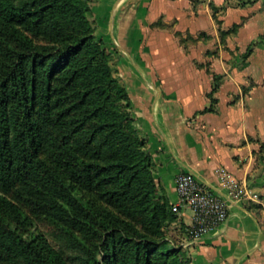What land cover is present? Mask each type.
Segmentation results:
<instances>
[{"label":"trees","instance_id":"trees-1","mask_svg":"<svg viewBox=\"0 0 264 264\" xmlns=\"http://www.w3.org/2000/svg\"><path fill=\"white\" fill-rule=\"evenodd\" d=\"M92 3L0 0V264H192Z\"/></svg>","mask_w":264,"mask_h":264},{"label":"crops","instance_id":"crops-1","mask_svg":"<svg viewBox=\"0 0 264 264\" xmlns=\"http://www.w3.org/2000/svg\"><path fill=\"white\" fill-rule=\"evenodd\" d=\"M93 17L170 203L181 172L228 203L227 221L201 237L190 209L171 224L192 264H264L252 210L264 194V0H93Z\"/></svg>","mask_w":264,"mask_h":264},{"label":"built area","instance_id":"built-area-1","mask_svg":"<svg viewBox=\"0 0 264 264\" xmlns=\"http://www.w3.org/2000/svg\"><path fill=\"white\" fill-rule=\"evenodd\" d=\"M248 4L252 0H237ZM179 202L173 205L175 212L190 209L193 213L192 230L201 237L224 224L229 217L227 201L215 190L188 172H181L176 179Z\"/></svg>","mask_w":264,"mask_h":264},{"label":"rangeland","instance_id":"rangeland-1","mask_svg":"<svg viewBox=\"0 0 264 264\" xmlns=\"http://www.w3.org/2000/svg\"><path fill=\"white\" fill-rule=\"evenodd\" d=\"M93 4V3H92ZM93 6V5H92ZM95 20V19H94ZM96 23V21H95ZM96 28H97V24H96ZM108 47V46H107ZM109 48V47H108ZM110 49V48H109ZM111 50V49H110ZM112 51V50H111ZM113 52V51H112ZM115 55V53H113ZM116 61L117 58L115 57ZM115 69H118L117 66H114ZM115 77L118 78L119 82L121 84H123L124 86H127V83L123 80V77L121 75L120 70L118 69L115 73ZM129 90V89H128ZM130 92V91H129ZM131 103H132V99H131ZM132 112H133V103H132ZM134 120H135V125L136 127L139 129L138 127V123H137V119H135V117L133 116ZM140 132V131H139ZM263 151H264V147H263ZM153 174L155 176V163H154V168H153ZM156 178V177H155ZM157 179V178H156ZM158 180V179H157ZM163 187V186H162ZM238 188V187H237ZM239 189V188H238ZM236 193H239V190L235 191ZM240 194V193H239ZM162 195L165 197H167V195L164 192V188H163V193ZM256 198V199H255ZM255 200H253L255 203L253 204L252 210L255 213V215L257 216V218L261 221V223L264 226V194H262L261 196L257 195L256 197H254ZM173 206V205H172ZM25 211L27 213L30 214L31 216V221L32 224L29 225V229L33 232L34 235H36L37 237H41L44 240H46L48 243H50L51 245L57 247L59 245L58 240L56 239L57 234H58V230L54 227V225H52L48 220L42 218L41 216L35 214V213H31L30 208L29 207H24ZM174 211V210H173ZM165 235L166 237L169 239V241H171V243H174L177 246H180L179 242H178V238L176 236H174V234L172 233V229H171V224H168L165 227Z\"/></svg>","mask_w":264,"mask_h":264}]
</instances>
